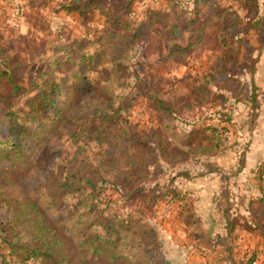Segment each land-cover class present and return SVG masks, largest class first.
<instances>
[{"label":"trees","instance_id":"16d2710c","mask_svg":"<svg viewBox=\"0 0 264 264\" xmlns=\"http://www.w3.org/2000/svg\"><path fill=\"white\" fill-rule=\"evenodd\" d=\"M114 1L120 4L112 9L107 4ZM141 2L143 0H61L58 7L65 14H85L97 10L100 17H106L102 20L104 24L119 25L123 29L120 33L104 30L108 32L109 40L112 39L126 51L134 48V40L145 26L150 27L157 21L162 47L168 51V55H178V58L188 57L201 41L202 34L214 25L215 20H219L222 27L217 30V35L223 49L210 59L208 63L211 65L207 70L195 75V81L202 79V86L199 87L203 96L201 99L209 94L222 99L221 108L213 105L215 110L204 118L234 125L231 108H225L230 97L234 103H243L248 110L239 127L245 124H249V130L255 127L264 107V90L257 88L253 82L257 61L253 53L258 54L264 48V0H156L144 9L146 18L141 19L142 23L131 26L126 14L133 12L131 8ZM159 16L163 19L160 20ZM166 16L172 17L174 23L169 24ZM252 36L256 37L255 43L249 39ZM68 47L70 44L65 43L59 48L71 52L73 49ZM4 51L0 37V83L11 86L13 93L26 92V85L18 83L16 67L4 56ZM101 53L96 50L94 57L85 53L69 55L63 61L71 65V60H74L77 66L72 70V80L66 84L67 92L73 96L64 106L62 104L57 108L54 105L60 83H52V63H49L48 70L38 74H41L42 82L52 84L51 90H48L49 87L41 88L37 79L29 76L31 88L40 95L26 97L17 113L21 121L13 110L6 113L8 137L7 142L0 145V262L3 264L8 260L5 259L6 254L12 262L21 255L24 263L32 260V264H121L124 251L129 254L125 259L126 264H166L158 235L152 226L132 214L125 218L118 217L114 211L106 214L98 204V198L105 197L102 191L107 182L105 177L109 174L115 179H128L127 184L132 185L131 189L144 195V198L151 194L153 204L157 202L158 195L166 196L169 192L177 197L174 198L175 202L182 204L184 199L179 196V191H159L162 193L157 194L153 187L147 188L151 178L161 173L159 154L167 153L162 146L165 140L152 131L146 139H153V142L147 141L139 134L140 125L126 118L139 93L124 82L128 79L120 80L122 72L129 71L130 66L125 63L127 52L113 57L108 68L99 66ZM93 58L96 63L91 67L96 70V76L91 78L87 67ZM129 74L132 76L131 72ZM210 87L223 90L226 94L213 92ZM155 100L154 113L173 114L180 111L172 101ZM38 103L43 105L39 106ZM53 108L57 109L55 115L64 108L61 118H44L43 109ZM45 120L48 122L44 123ZM52 121H56L53 128ZM201 124L188 131V148L180 150L184 153L182 160L211 155L212 147L217 148L220 142L223 143L221 131L225 126L217 128L211 124L204 125V122ZM34 135H38L35 143L36 148L40 149L38 155L29 162L26 156L27 163L20 166L24 167L23 172L13 174L11 169L16 166L23 143ZM202 136L206 140L204 144ZM192 142V146H189ZM86 146H91V149ZM6 148L15 154L7 153ZM243 155L238 170L245 166ZM176 158L172 156L173 160ZM27 171L32 174L29 186H32L33 194L23 182L28 177ZM251 172L256 187L264 177V159ZM20 183L23 189L17 185ZM11 185L18 190L15 198L5 194V189ZM67 194L76 197V207L66 210L68 214L56 213L57 217H54L53 211L60 208L63 196ZM230 195L229 190L224 189L218 200V204L222 202L223 206L227 205L222 210V216L226 218V236H232L237 224L235 218H230L228 206L234 204ZM193 205L195 203L191 202L183 207L195 210ZM262 214L263 188L260 196L249 198L246 214H242L245 226L254 234L264 227ZM68 227L76 233L75 236H79L73 244L66 231ZM24 234L28 236L24 237ZM218 241L223 243L221 238ZM5 250L6 254L3 253ZM135 254L138 259L131 261ZM252 260L253 257L250 262Z\"/></svg>","mask_w":264,"mask_h":264},{"label":"rangeland","instance_id":"374dc122","mask_svg":"<svg viewBox=\"0 0 264 264\" xmlns=\"http://www.w3.org/2000/svg\"><path fill=\"white\" fill-rule=\"evenodd\" d=\"M153 1L156 0H143L131 8L133 12L126 14L131 20V26L142 23L141 19L146 18L144 9L147 5H152ZM59 2L61 0H0V37L5 49L4 56L16 67V73L19 76L18 83L27 87L26 92L17 94V91L12 92L11 86L0 83V145L6 143L8 137V115L6 113L13 110L16 116L18 110L23 107L26 97L40 95V92L31 88L28 81L29 76H34L33 80L37 79L41 88L49 87L48 90H51L52 84L42 82L41 74L38 73L46 72L47 64L52 63L50 64L52 83L57 81L60 83L54 104L59 108L60 105L64 106L66 102H70L73 96L67 92L66 84L72 80V70L77 66L74 60H71V65L63 63L67 56L85 53L86 55L93 54L94 57L97 50L102 52L99 66L108 68L113 57L127 52L125 63L130 67L129 71L122 72L120 80L128 79L124 82L139 93L129 108L126 118L140 125L139 134H142L144 139L149 138L152 131L162 136L165 140L162 146L167 150L165 155L159 154L162 165L161 173L151 178L147 188L153 187L157 190V194L170 190L179 191V196L184 199L182 204L179 201L175 202L177 197L169 192L166 196L158 195L157 202L153 204L150 200L151 194L144 198V195L131 189L132 185L127 184L128 179H115L112 174H109L105 177L107 182L104 183L102 191L105 197L98 198L99 206L105 210L106 214L114 211L120 218L132 214L152 226L158 235L161 244L160 251L166 264H264V227L254 234L255 232L250 231L242 220V214H246L249 198L260 196L261 189H264V177L259 182L260 185L255 187L251 172L257 168L260 160L264 159V107L261 116L257 119V125L250 130L249 124L239 127L248 110L244 108L243 103H234L230 97L225 108H231L234 125L220 124L215 119H206L204 116H208L215 110L213 105L217 109L221 108L222 99L218 95L211 94L201 99L203 96L199 87L202 86V79L195 81L197 79L195 75L207 70L211 65L208 63L210 59L221 53L223 49L219 45L217 35V30L222 27L221 22L214 21V25L202 34L201 41L186 58L168 55V51L162 47L160 24L157 21L150 27L145 26L141 34L135 38L134 48L128 52L122 46L115 44L112 39H108V30H114L116 33L122 32L123 29L119 25L104 24L102 20L106 17H100L97 10L87 11L85 14H65L59 9ZM118 4H120L119 1H114L108 2L107 5L115 9L113 7ZM166 17L169 24L174 23L172 17ZM159 18L163 19L160 16ZM105 28L108 30L105 31ZM249 39L253 43L256 41V37L253 36ZM65 43L70 44L68 48L73 49L71 52L59 48ZM255 46L258 47L259 44ZM244 51H246L245 48ZM95 63L96 59L93 58L87 67L91 78L96 76V70L91 67ZM99 66L96 67L99 68ZM130 72L132 76L128 75ZM210 89L213 92L226 94L215 87H210ZM155 99L172 101L174 107L180 108V111L173 114L154 113ZM38 105L43 104L38 103ZM53 110L54 108L43 109L44 118L48 117L52 120L61 118L64 108L58 115H55L57 109ZM17 117L21 121L18 115ZM202 122L205 123L204 125L211 124L217 128L225 126L221 131L224 138L223 143L220 142L217 148L213 146L211 155L182 160L184 153L180 150L188 148L187 144L190 139L188 131L193 127H199ZM55 124L56 121H52V128ZM37 136L34 135L32 139L26 140L28 142L23 143L24 147L22 145L20 149L21 153L16 166L11 169L14 171L13 174L23 172L24 167L20 166L33 161L38 155L40 149L36 148L35 144ZM146 140L153 142V139ZM201 140L202 144L206 142L204 136ZM193 142L189 146H192ZM86 147L91 149V146ZM5 151L15 154L9 152V148ZM242 154L246 159L245 166L238 170ZM26 156L28 157L27 162L25 161ZM172 156H177V158L173 160ZM26 173L28 177L23 182L28 185L27 187L33 194L32 186H29L32 174L29 171ZM17 185L23 189L21 183ZM11 186L5 189V194L15 198L18 190ZM199 187H202L200 193L196 192ZM224 189L229 190L231 194L229 198L234 202L228 206L230 218H235L237 221L232 236H226V218L222 216V210L227 205L223 206L222 202L218 204L220 192ZM145 191L149 194L147 189ZM62 200L64 201L60 208L53 211L54 217H57L56 213L68 214L67 211L76 207L74 195L67 194ZM191 202L195 203L193 205L195 210L183 207L184 204ZM181 210L182 212L179 213ZM262 215L264 217V214ZM68 228L66 231L70 235L69 241L73 244L79 236H75L76 233L71 227ZM220 238L223 240L222 244L218 241ZM3 253L6 254L7 251ZM127 255L129 254L124 251V260H120L121 264H126ZM136 255H133L130 260H137ZM21 257V255L16 256V261L12 262L10 256L6 254L5 259H8L6 264H32V260L24 263ZM252 257L253 260L250 262ZM0 264L3 263L0 262Z\"/></svg>","mask_w":264,"mask_h":264},{"label":"crops","instance_id":"0c3cea01","mask_svg":"<svg viewBox=\"0 0 264 264\" xmlns=\"http://www.w3.org/2000/svg\"><path fill=\"white\" fill-rule=\"evenodd\" d=\"M259 2H262V0H259ZM255 53H256L255 55L257 56V61H256L255 71L253 73V82L257 88H259L260 90H264V48L262 47L258 52V54L257 52ZM201 189L202 187H199L196 192L200 193ZM196 205H198V203H196Z\"/></svg>","mask_w":264,"mask_h":264}]
</instances>
